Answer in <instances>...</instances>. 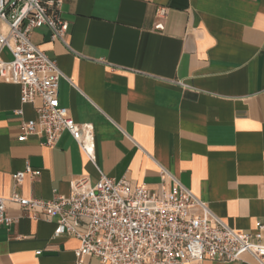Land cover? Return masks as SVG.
Masks as SVG:
<instances>
[{"label":"crops","instance_id":"1","mask_svg":"<svg viewBox=\"0 0 264 264\" xmlns=\"http://www.w3.org/2000/svg\"><path fill=\"white\" fill-rule=\"evenodd\" d=\"M62 17L67 45L51 41L48 27L32 40L64 75L61 105L94 125L95 161L69 132L55 147L39 134L21 141L35 105L21 103L18 83L0 80V197L69 195L101 172L161 195L174 184L166 170L230 227L264 224V0H67ZM27 165L41 174L17 184ZM7 204L16 221L0 224V264H75L78 239ZM243 260L199 264L252 258Z\"/></svg>","mask_w":264,"mask_h":264},{"label":"built area","instance_id":"2","mask_svg":"<svg viewBox=\"0 0 264 264\" xmlns=\"http://www.w3.org/2000/svg\"><path fill=\"white\" fill-rule=\"evenodd\" d=\"M66 1L0 0V80L18 83L21 103L35 105L37 116L23 121L21 141L39 134L55 147L62 133L69 132L95 161L94 125L76 122L61 105L59 81L64 75L57 61L32 40L36 29L48 27L51 41L67 45L70 23L62 17ZM167 14V8L158 9L156 30L165 29ZM17 113L24 116L23 109ZM162 173L174 184L161 195L146 185L132 187L127 179L101 172L96 183L89 177L78 180L69 195L0 197V224L9 227L16 221L8 211V201L35 219L45 216L55 222L56 236L80 241L74 251L75 264H88L91 256L101 264H199L207 259L244 261L247 255L252 260L246 264H264L263 223L257 222L251 232L230 227L168 171ZM40 174L27 165L13 177L21 184L27 175Z\"/></svg>","mask_w":264,"mask_h":264},{"label":"rangeland","instance_id":"3","mask_svg":"<svg viewBox=\"0 0 264 264\" xmlns=\"http://www.w3.org/2000/svg\"><path fill=\"white\" fill-rule=\"evenodd\" d=\"M2 56H3V58H5V59H9V57H8L6 54H3Z\"/></svg>","mask_w":264,"mask_h":264}]
</instances>
